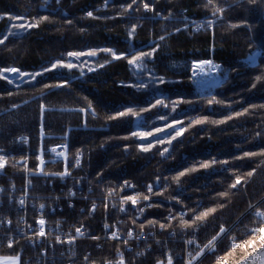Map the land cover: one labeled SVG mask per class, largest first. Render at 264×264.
<instances>
[{"label":"trees","instance_id":"1","mask_svg":"<svg viewBox=\"0 0 264 264\" xmlns=\"http://www.w3.org/2000/svg\"><path fill=\"white\" fill-rule=\"evenodd\" d=\"M147 2L150 0H143ZM205 2L151 0L154 10L146 12L141 0H137L125 12L124 8L132 0H59V3L57 0H0V15L5 16L0 20V33H3L0 39L8 36L0 44V69L16 67L28 74L21 78L17 73H5L7 79L0 78V154H5L8 161L4 175H0V185L9 181L24 184L25 168L15 162L29 156L30 169H35L40 145L51 149L61 141L52 136H63L69 130V156L83 155L81 167L73 173L76 177L86 176L95 192L108 191L128 181L135 186L152 185L153 195L159 198L151 202L141 221L132 215H119L118 211L111 213L126 220L124 228L134 226L144 232L153 231L159 242L151 240L150 250L139 258L124 250L123 243L97 244L89 238L79 242L80 251L91 250L100 261L123 255L126 264H157L169 253L175 264H181L178 259L185 252L183 241L192 238L199 248L206 247L227 230L201 264H217L222 259L236 264L247 253L240 247L233 248L230 240L242 245L251 236L250 228L264 227V216L257 215L264 212V156L236 159L245 151H264V108L253 107L264 104V80H255L257 75H264V0L254 5L247 0L243 3L217 0L225 11L213 27H206L207 21L215 18L210 9L204 8ZM89 11L96 18L87 17ZM8 15L22 19L9 20ZM43 16L48 20L38 27L27 30L13 27L21 22H35ZM232 24L243 26L231 28ZM161 36L165 39L160 40ZM157 45L153 58L141 61L146 65L143 68L129 65L127 59L113 60L109 53L99 51L108 48L131 58ZM89 50H97V56L85 55L78 60L67 56L69 51L86 53ZM255 52H259L256 63L250 65L246 58ZM105 59L112 62L103 68L97 67ZM57 60L72 62L76 67L44 72ZM204 60L218 64L220 69L214 80L194 87L190 82L192 63ZM89 68L96 70L89 72ZM40 72L42 76L31 79L32 74ZM151 73L165 83L150 84ZM64 81L68 82L67 87L44 88L45 84L55 86ZM138 82L147 87L137 90L134 85ZM213 97L219 102L210 104ZM156 99L165 100L170 106L140 111L149 108ZM176 100L182 102L173 111L172 102ZM41 105L45 106L43 114ZM129 108L138 115L108 119L109 115L127 112ZM244 109L249 111L235 115ZM161 115H166L167 121L160 120ZM227 116L233 119L224 124L205 123L187 128L195 118ZM177 120L183 123L175 127H185L187 131L171 145L157 144L143 152L138 145H147L150 141L155 144L156 137L141 140L131 136L132 132L154 131ZM42 130L46 136L43 139ZM170 131L173 130L166 129L156 136L167 140ZM257 132L262 135L257 137ZM20 138L26 139V143L19 142ZM165 147L169 148L167 158L160 154ZM11 156L13 161L8 160ZM43 157L48 159L49 151L43 152ZM213 158L218 163L209 169L181 177L179 185L172 180L180 171ZM224 160L229 163H220ZM52 169L59 170V166L46 168ZM249 171H253L250 177ZM237 176L241 177V184L233 189L230 185ZM51 180L52 188L43 185L42 178H32L40 194L60 190L57 181ZM222 192L227 195L220 196ZM198 204L200 207L196 210ZM209 209L215 211L192 227L184 226L183 221L191 224L194 220V210L199 215ZM179 211L185 212L183 218L178 216ZM103 214L101 206L89 213L87 204L77 201L73 210L65 209L57 215L67 218L68 226L93 229L99 237L98 221ZM161 224L165 227L161 228ZM169 233L171 239L166 236ZM11 255L0 250V256ZM20 259L24 264L23 258ZM53 264H65V261Z\"/></svg>","mask_w":264,"mask_h":264},{"label":"built area","instance_id":"2","mask_svg":"<svg viewBox=\"0 0 264 264\" xmlns=\"http://www.w3.org/2000/svg\"><path fill=\"white\" fill-rule=\"evenodd\" d=\"M68 131L63 136H52V138H58L61 140L52 148H56L57 152L63 151L65 153L64 156H58L56 152L49 151V158L44 159L43 153L38 151L37 156H42L44 164H41L36 156L35 169H30L29 167V156L20 159L15 162V164L24 166L25 168L24 184L9 181L4 185H0V238H3V243L0 244V249L6 250L7 247L14 250L15 255L24 258L26 264H53L59 261H65V264H108V262H111V264H117L120 260H123V264H126L127 259L123 255L117 256L112 261H100V258L98 259L91 250L87 249L80 251L78 249L80 241L88 238L95 240L98 236H95L93 229H86L83 226H80L82 234H77L75 232L77 227H74L72 224H70L71 226H68V219L63 217V215H57L58 213H63L65 209H68L69 211L73 210V208H75V203L78 201L81 204H87V207L89 202L90 207L94 210L102 205L101 208L103 209L104 214L101 220L106 221L107 216H109L110 220H116L115 224H117V226L112 230V227L108 224L109 227L107 229L104 228L103 234L101 235H112L113 233H116V237H113V239L116 238L117 240L122 241L124 244V250L129 254H133L136 258L144 256L151 248V240L156 244L159 242V240H155L154 232H144L134 226L124 228L126 226L125 223L121 226L123 222L114 217L111 213L118 211L120 213L119 215L132 213L138 215L142 208L144 216L147 211V206L151 205V203L149 200H143L140 198L139 202L135 205L130 203V206H128L124 203V211H121V205L119 207L117 206L118 203L111 206L112 208L105 205L104 201H110L112 198L106 197L103 192H95L94 188L89 185L90 183H88V178L86 176L82 175L76 177V175H74L73 170L79 169L82 165L83 155L82 153H77L73 158L69 156ZM40 135L41 139L46 137L42 132ZM18 141L25 144L27 140L20 138ZM39 149H42L41 145ZM76 159H79V165H76ZM5 160V166L0 168V175H4L3 169L8 165L7 159ZM8 160L13 161L14 159L11 156ZM49 166H59V170H46ZM0 167H2V162H0ZM41 170L48 173V175H42ZM66 170L70 175H66L63 178H61L60 175H56L57 173H63ZM32 178H42L43 185L48 184L50 188H52L53 182L51 179H53V181H57L60 190L57 193L54 190H50V192L46 194L37 193ZM131 185L135 186L132 183ZM69 192L74 193V195H69ZM121 192L118 194L119 197H123ZM49 197H55V199L48 201ZM114 197H116V195H114ZM21 199L25 201L23 205L20 204ZM41 204L45 206L43 209L40 208ZM81 206L82 207L79 211L82 213L84 207L83 205ZM107 209H109V211ZM178 214V216L182 214L185 216V212L182 211H179ZM49 216L52 217V220L50 221L48 220ZM41 218L45 220L44 237H40L36 234L40 228L37 221ZM99 228L101 230L100 226ZM129 232L132 233L131 236L128 235ZM101 235L99 237H101ZM58 237L59 240L57 239ZM167 238L171 239L172 234L169 233ZM69 241H71V243H69ZM189 241H191V243ZM10 242H12V247H9ZM183 242L185 245L183 257L185 256V261L188 260L191 262L192 258L190 255L185 254L192 253L191 251L194 247L191 246H197V244L194 243L195 240L192 238Z\"/></svg>","mask_w":264,"mask_h":264},{"label":"snow or ice","instance_id":"3","mask_svg":"<svg viewBox=\"0 0 264 264\" xmlns=\"http://www.w3.org/2000/svg\"><path fill=\"white\" fill-rule=\"evenodd\" d=\"M141 2L143 3V0H141ZM239 2L243 3L244 0H239ZM247 2L249 4H253L254 5V4H256L258 2V0H247ZM57 3H59V0H57ZM136 4H137V0H132V3L127 5V7L124 8V11L128 12V10L131 9L133 7V5H136ZM203 6H204L205 9H210L212 17L215 18V19H209L207 21L206 27H213L215 25V23L219 19L222 18L220 14H222L225 11V8L219 6L217 0H206V2L204 3ZM143 9L146 12L154 10L153 7H152V4H151V0H150V2L143 3ZM87 17L96 18V17L93 16V12H91V11H89L87 13ZM4 18H5L4 15H0V20H3ZM7 18L9 20L22 19V18L11 16V15H8ZM46 20H48V17L47 16H43V17L35 20V22H28V23L21 22L18 25H13V27H18V28L27 30V29H30V28L38 27L40 23H42L43 21H46ZM241 26H243V24H232V25H230L231 28H236V27H241ZM135 27H136L135 25L132 26V30L133 31L135 30ZM197 27L199 28L200 26L198 25ZM177 31H180V29H177ZM10 34L11 35H15V33H10ZM131 34H132V32H129V35H131ZM0 35H3V33H0ZM7 39H8V36H4L3 39H0V44H4ZM164 39H165L164 36L160 37V40H164ZM158 48H159V45H157L155 47H152L151 50L147 51V52L140 51L139 54L132 55L131 58H128V56L126 54L118 55L114 50L108 49V48L100 49L99 51H102V52H105V53H109L112 56L113 60L127 59V62H128L129 65H132V66L137 67V68H143V67H146V65H142L141 61H143L145 59H149L150 60L151 58H153L154 53L158 50ZM85 55H87L89 57H95V56H97V50H89L86 53L82 52V51H69L67 53L68 57H73V58H76L77 60L81 56H85ZM111 62L112 61H110L108 59H105L104 64H98L97 67L103 68L105 64H108V63H111ZM204 65H212V61H210V60H204V61H198V62L194 61L192 63L193 75H195L197 72L203 73V66ZM74 67H76V65L74 63H72V62L63 63L61 60H57L55 63L51 64L50 68H45L44 72L51 71V70L57 69V68L73 69ZM215 67H219V65H216ZM95 70H96L95 68H89L88 69L89 72H92V71H95ZM5 73H17L18 77H21V78L24 77L25 75H28V74L20 71L16 67H10V68L0 69V78L7 79V77L4 75ZM42 75H43L42 72L32 74L31 75V79L35 80L36 76H42ZM81 75H83V72H81ZM151 76H152V79L150 80V84H156V83L163 84V83H165V81L162 78L157 80L155 78V73H151ZM255 80H256V82H260V81L264 80V75H257L255 77ZM8 82L12 83V81L10 79L8 80ZM67 86H68V82L64 81V82L59 83V84H57L55 86L45 84L44 88L45 89H50L52 87H67ZM134 86L136 87L137 90H140V89H143V88L147 87V85H145L143 82H138ZM255 86L256 85L254 83L253 87H255ZM180 102H182V101L181 100H176V101L172 102L173 111L175 110V106L177 104H179ZM213 102H217L218 103L219 101H215V98L213 97L212 100H209V103L211 104ZM158 106L159 107H163V108H168L170 105L168 103H165V100L156 99L155 103L151 104V106L149 108H142V109H140V111L141 112L150 111L152 108H156ZM88 107L89 108L92 107L91 102H89ZM253 107L254 108L255 107L264 108V104L259 105V106L253 105ZM40 109H41V113L43 114L45 112V106L41 105ZM80 111L83 112L84 109L81 108ZM248 111H249L248 109H244L243 112H238L235 115L236 116H241V115H244L245 113H247ZM92 114L95 115L94 112ZM128 115L135 116V115H138V113L133 112L132 109L129 108L127 112L119 111L116 115H109L108 119L109 120H115V119L124 118V117H126ZM159 119L167 121L168 117L166 115H161L159 117ZM231 119H233L232 116H227L224 119H209L208 117L195 118V119H192L190 121V123L188 124L187 128H191L194 125H202V124H205V123H209V124H213V125H220V124L226 123L228 120H231ZM182 123H183V121L177 120V121H174V123L166 124L164 128L156 127L154 129V131L132 132L131 136L132 137H136V138L141 139V140H146L148 137H156L155 144L150 141V142L147 143V145H144V144L138 145V149L140 151L148 152L154 146H156L157 144H165V143H167L168 145H171L172 141H174L177 138L181 137L184 134V132L187 131V128H185V127L176 128L175 125L176 124H182ZM166 129H172L173 130V131L167 132V136L169 137V139L165 140L163 137L156 136V134H158V133L165 132ZM173 132H174V134H173ZM42 134H43V130H42ZM261 135L262 134L260 132L256 133L257 137H259ZM124 138L125 139H129L131 137H124ZM125 148L127 150V146H125ZM38 151L42 152V153L43 152H48V151L56 152L58 156H64L65 155V153L63 151L57 152L56 148H51V149L42 148V149H38ZM168 153H169V148L165 147L160 154H161L162 157L167 158L166 154H168ZM256 156H264V151H261V152H258V153L257 152H247V151H245L243 153V156H237L236 159L252 158V157H256ZM37 159L40 160L41 164H44V160L42 159L41 155H38ZM0 162H2V167H0V168H3L5 166V163H6L5 154H0ZM216 163H218V161L215 158H213L210 161L199 162L198 164H194L191 167H188V168L184 169L183 171H180L176 176L172 177V180L179 185L180 182H181V177H183V176H185V175H187L189 173L199 171L201 169H209L210 167H212ZM220 163H222L223 165H227L229 163V161L228 160H224V161H222ZM79 164H80L79 159H76V165H79ZM225 170H227V169H225ZM253 171H256V170L253 169ZM253 171H249L247 173V176H249V177L252 176L253 175ZM41 174L45 175V176L48 175V173L43 172L42 170H41ZM56 175H60L61 178H63L66 175H70V173L66 170L63 173H57ZM240 184H241V177L237 176L235 178V182L233 184H231L230 187L233 188V189H236L237 186L240 185ZM125 186L127 188L133 187L131 185V183L128 182V181H125ZM152 187H153L152 185L149 186V188H148L149 192H152ZM69 195H74V193L69 192ZM219 195L220 196H226L227 193L226 192H222ZM139 199H140V194H137L135 196H127V197H125L124 200L121 201V211L125 210L123 208V204L125 202L130 201L133 205H135L136 203L139 202ZM142 199L143 200H149V196L148 195H143ZM177 202L179 203L180 201H177ZM24 203H25V201L23 199H21L20 200V204L23 205ZM148 206L151 207L152 205H148ZM44 207L45 206L43 204L40 205L41 209H43ZM94 207H95V205H94ZM199 207H200V205L198 204L196 210H198ZM196 210L193 211L194 220L192 221L191 224H189L188 221H186V220L183 221V224H184L185 227H192L194 224H196V222L201 221L204 218V216L208 215L209 212L215 211V209H209L208 212H204V213H201L199 215H196L195 214ZM140 211L143 212V209L141 208ZM257 215L258 216H264V212H259V213H257ZM37 223L40 225V228H39L38 232H36V234L38 236H40V237H44L45 236V230H44L45 220L43 218H41V219H39L37 221ZM149 223H155V222L154 221H149ZM160 226H161V228L165 227V225H163V224H161ZM104 227L107 229L109 227V225L105 224ZM261 228L262 227L254 228L253 231H252V236L255 237L257 233L260 234V229ZM33 231H35V230H33ZM220 231H221V233H223L224 229H220ZM75 232L77 234H82L80 227H77L75 229ZM128 235L131 236L132 233L129 232ZM113 237H116V233H113ZM57 239L59 240V237ZM213 239H217V238L214 237ZM189 242L191 243V241H189ZM2 243H3V238H0V244H2ZM69 243H71V241H69ZM245 244L248 245L249 247H251L252 246V241H245ZM12 246H13L12 242H10L9 243V247H12ZM232 247L233 248H237V247H241V245L233 244ZM253 252H258L259 255L264 256V239H260L259 248H253ZM206 254H211V253H206ZM247 258L251 259L252 258V253H248V257ZM108 264H111V262H108ZM117 264H123V260L118 261ZM157 264H162V262L161 261H157ZM167 264H173L172 258H168ZM197 264H201V262L198 261ZM217 264H222V260H218Z\"/></svg>","mask_w":264,"mask_h":264},{"label":"rangeland","instance_id":"4","mask_svg":"<svg viewBox=\"0 0 264 264\" xmlns=\"http://www.w3.org/2000/svg\"><path fill=\"white\" fill-rule=\"evenodd\" d=\"M254 55H257L258 56L259 55V52H255V54L247 57L246 58V61L249 62V58L252 57V56H254ZM212 63H214V62H212ZM214 64H216V63H214ZM216 65H218V64H216ZM192 70L193 69L191 67V71H190V82H191V84L194 87H199V86L205 85L207 82L214 80V79H210V80H206L204 82H201V83L196 84V83L193 82V79H192ZM29 167H30V165H29ZM88 183H89V180H88ZM89 185L92 186V184H89ZM120 186H121V188H120ZM149 186L150 185H146V184L141 183L138 186H133L131 188H127L124 183H121V184H117L115 187L113 186L112 189H109L108 191L105 190V191H101V192L105 193V196L106 197L112 198L110 201L109 200L108 201H104L105 205H108V207L112 208L111 206H113L114 204L116 205L117 203H118L117 206L119 207L121 205V201L124 200L125 197H127V196H135L136 194H140V198H142L143 195H148L149 196V202L150 203L151 202H154L156 199H159L158 197H155L153 195V193L155 192L154 189H153V187H152V192H149L148 191ZM122 187H123V190H122ZM134 187H135V189H134ZM98 191H99V189H98ZM120 192H121V194L123 195L124 198L123 197H119L118 194ZM114 195H116V197H114ZM52 199L54 200L55 197H53V198L52 197H49L48 201H51ZM125 203L128 206H130V203L131 202L130 201H127ZM101 207H102V205H101ZM149 208L150 207L147 206V209L146 210H148ZM251 208H252V206L249 207L248 211ZM95 210L92 207H90V203L88 202L87 212L92 213V212H95ZM107 210L109 211V209H107ZM127 215H132L130 217H134L135 219L137 218V220H139V221H140L141 218L144 217L143 216V212L141 213V211H140V214H138V215L136 213L127 214ZM179 217L180 218H183L184 215H180ZM29 219H31V218H29ZM48 220L49 221L52 220V217L49 216L48 217ZM119 220H121L123 222L121 224V226H123L124 223L126 222V220H124V219H119ZM115 223H116V220H114V219H111L110 220L109 219V216H107V220L106 221H104V220L98 221V225L101 227V234H103V231H104V228H105L104 227L105 224H109L112 227V230H114L115 227L117 226V224H115ZM114 224H115V226H114ZM253 229L254 228H250L249 232H250L251 236L248 239V241H252V246L249 247L245 243H243L241 245L240 249L242 250V252L245 251V253H247V254H246V256L244 258H242L241 260H239L236 264H239L242 261H244L248 257V253H252L253 254L254 253L253 252V248H259L260 239H264V227L260 229V234L257 233L255 237L252 236ZM226 233H227V230L223 234H221V236L219 238H217L215 242L210 243L206 247L199 248L198 246H195V245L191 246V247H194V249L192 251L190 250L192 253H186L185 255H190V257L192 258V261L191 262H189L188 260L185 261V256H184V257L178 259L179 260V263H181V264H197L198 261L201 262L202 259L205 257V255H207L206 253L211 252L214 249V247L216 245V242L223 235H225ZM112 235H101V237H97L94 241L96 243H99L100 242L101 244H103L104 242L123 243L122 241H119L116 238L113 239V236ZM164 241H165V239H164ZM230 243H231V245L236 244L233 240H230ZM7 250H9V251H7ZM2 251L11 252L12 255L11 256H0V264H21V259H20L19 256H16L15 255L14 250H11V249H9V248L6 247V250H2ZM168 258H172L173 264H175V259H173V257L170 256L169 253L165 254V256L162 257L161 259H159L158 261H161L162 264H167ZM23 260H24V258H23ZM107 260L112 261L113 259L110 258V259H107ZM23 263L26 264L25 261H23ZM29 264H31V263H29ZM222 264H229V263L226 260L222 259Z\"/></svg>","mask_w":264,"mask_h":264},{"label":"bare ground","instance_id":"5","mask_svg":"<svg viewBox=\"0 0 264 264\" xmlns=\"http://www.w3.org/2000/svg\"><path fill=\"white\" fill-rule=\"evenodd\" d=\"M253 60H254L253 56L249 58V61H253ZM218 70L219 69L215 67L213 63L212 65H204L203 73L197 72L195 75H193V70H192L193 82L198 84L206 80L214 79L217 76ZM263 259L264 256H260L259 258H257V261L260 260V262H262ZM242 264H247L246 260Z\"/></svg>","mask_w":264,"mask_h":264},{"label":"water","instance_id":"6","mask_svg":"<svg viewBox=\"0 0 264 264\" xmlns=\"http://www.w3.org/2000/svg\"><path fill=\"white\" fill-rule=\"evenodd\" d=\"M254 57V60L253 61H249L250 63V65H254L255 63H256V60H257V55H254L253 56ZM214 64V63H213ZM215 66H216V64H214ZM218 69H220V66L219 67H217ZM261 255H259V253L258 252H254L253 254H252V258L251 259H248V258H246L245 260H246V262H247V264H264V259H263V261L262 262H260V260H258L257 261V258H259ZM244 260V261H245ZM244 261H242L241 263H239V264H242Z\"/></svg>","mask_w":264,"mask_h":264}]
</instances>
